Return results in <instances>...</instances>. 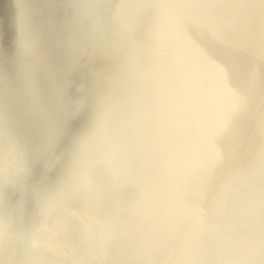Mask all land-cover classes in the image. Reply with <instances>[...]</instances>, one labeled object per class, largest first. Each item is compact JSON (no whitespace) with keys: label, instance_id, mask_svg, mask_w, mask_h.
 Wrapping results in <instances>:
<instances>
[{"label":"clouds","instance_id":"1","mask_svg":"<svg viewBox=\"0 0 264 264\" xmlns=\"http://www.w3.org/2000/svg\"><path fill=\"white\" fill-rule=\"evenodd\" d=\"M15 2L16 89L0 68V264H264V0ZM57 4L53 63L43 25ZM192 20L219 36L232 89L185 41ZM82 115L88 129L66 135ZM248 140L259 146L242 159ZM37 168L56 178L37 181Z\"/></svg>","mask_w":264,"mask_h":264},{"label":"bare ground","instance_id":"2","mask_svg":"<svg viewBox=\"0 0 264 264\" xmlns=\"http://www.w3.org/2000/svg\"><path fill=\"white\" fill-rule=\"evenodd\" d=\"M47 15V13H46ZM18 16L19 8L15 0H0V59H2L3 66L7 67L6 69H11L5 73L7 82L9 85L16 89L19 85L18 76H17V60L15 47L17 46L16 35H18ZM53 18V26L49 27L47 24L43 25L44 35L46 41L47 53L50 60L53 63H56L57 56L63 53L62 48L60 47V33L62 27L66 20V14L64 6L62 4H57L54 6V11L51 13ZM195 24L186 23L184 30V39L187 44L198 53L208 56L210 60H205L209 65L208 71L210 73L216 74L220 78L221 86L224 89H232L234 87V80L230 73L224 71L223 61L225 59L224 52L222 48L218 46V43L207 38L203 33L198 30L199 26H194ZM198 27V28H197ZM206 28V27H205ZM2 35V37H1ZM17 48V47H16ZM247 56V51H245ZM11 55L10 58H7ZM246 59H241V62H244ZM2 66V67H3ZM14 68L16 70L14 71ZM86 71V70H85ZM81 73L74 75L73 79L77 82L81 81ZM134 85L135 91H132V86ZM136 95V85L134 81H130L122 87L121 92L117 96L113 105V118L117 124L124 120L127 110L135 102ZM18 112L22 111V106L20 104L16 105ZM247 117H245V122ZM89 121L87 116H79L68 121L65 127L66 135H71L73 133H78L81 131H86L88 129ZM30 122H26L23 125V132L25 138L32 141L30 137L33 135L29 130ZM249 129V125L244 129L246 133ZM36 130V129H35ZM35 139L37 138V131L34 132ZM255 140H248L245 145V150L240 153L242 159L248 157L249 151L253 148H257L255 145ZM63 147V145H62ZM57 172L54 170L49 173H45L41 168H37L35 171V179L53 181L56 178ZM135 194L133 188H129L125 195L132 196Z\"/></svg>","mask_w":264,"mask_h":264},{"label":"water","instance_id":"3","mask_svg":"<svg viewBox=\"0 0 264 264\" xmlns=\"http://www.w3.org/2000/svg\"><path fill=\"white\" fill-rule=\"evenodd\" d=\"M188 23H190V24H195L194 26L196 27V26H199L200 28L198 29V30H200L202 33H203V35H205L207 38H209L210 40H212V41H217L216 43H218V41H219V36L217 35V34H215L211 29H209L208 27H206L203 23H201V22H199V21H196V20H192V21H188ZM206 27V28H205ZM198 28V27H197ZM0 34H1V30H0ZM1 37H2V35H1ZM17 37H18V35H16V40H17ZM17 47V46H16ZM15 47V52L17 51V48ZM245 51H247L246 49H245ZM245 51H244V54L240 57V61H241V59H247V56L245 55L246 53H245ZM201 54V53H200ZM202 56H203V58H204V60H210L211 58H209L208 56H206V55H203V54H201ZM11 57V55L9 56V57H7V58H10ZM62 57H63V53H61V54H59L58 56H57V59H56V63H60L61 61H62ZM2 59H0V68H2V70H3V72H4V74L5 73H7L10 69H11V67L9 68V69H6L7 67H5V66H3V64H2ZM206 63V62H205ZM206 65H207V69H209V65L206 63ZM3 66V67H2ZM17 68V67H16ZM16 68H14V71L16 70ZM132 91H135V89H134V85L132 86ZM135 99V98H134ZM249 125V117H247V121L245 122V117H243L241 120H240V124H239V126H240V129H241V131L242 132H244V129L247 127ZM250 126V125H249ZM36 129V130H35ZM29 130H33L34 132L35 131H37V128H36V126L32 123V122H30V126H29ZM34 132H32V131H30V133L33 135L32 137H30L31 139H32V141H34L35 140V135H34ZM255 145H257V148H258V146H259V142H258V140H255V144H254V146Z\"/></svg>","mask_w":264,"mask_h":264}]
</instances>
